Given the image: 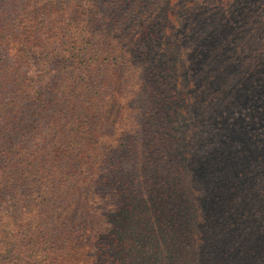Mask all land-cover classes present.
Here are the masks:
<instances>
[{
    "label": "trees",
    "instance_id": "1",
    "mask_svg": "<svg viewBox=\"0 0 264 264\" xmlns=\"http://www.w3.org/2000/svg\"><path fill=\"white\" fill-rule=\"evenodd\" d=\"M182 3L0 0V264H264V0Z\"/></svg>",
    "mask_w": 264,
    "mask_h": 264
},
{
    "label": "rangeland",
    "instance_id": "2",
    "mask_svg": "<svg viewBox=\"0 0 264 264\" xmlns=\"http://www.w3.org/2000/svg\"><path fill=\"white\" fill-rule=\"evenodd\" d=\"M162 1H164V0H162ZM183 1L189 2L191 0H169V2L172 3L173 5L179 3L181 7L186 6V5H183V3H182Z\"/></svg>",
    "mask_w": 264,
    "mask_h": 264
}]
</instances>
